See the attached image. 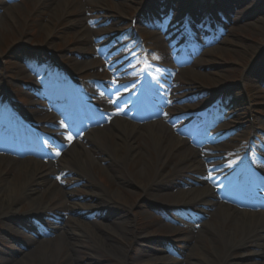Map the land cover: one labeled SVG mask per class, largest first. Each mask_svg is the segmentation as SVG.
<instances>
[{
	"label": "rangeland",
	"instance_id": "rangeland-1",
	"mask_svg": "<svg viewBox=\"0 0 264 264\" xmlns=\"http://www.w3.org/2000/svg\"><path fill=\"white\" fill-rule=\"evenodd\" d=\"M66 1L69 6L63 12L61 0H0V97L13 93L18 98H28L22 102V109L31 111L29 117L56 126L48 128L53 133L43 140L46 147L34 144L29 148L9 150L21 159L36 155L34 157L47 170L53 164L52 160L57 163L63 158L57 144L68 148L76 144L80 120L84 129L97 122L92 111H77L74 105L56 102L63 101L64 97L58 88L52 87L53 83L63 79L58 71H54L55 60H60L64 67L78 75L86 69L87 62L104 76L99 82L102 91L94 83L86 89L101 109L111 105L122 107L121 113L139 119L140 125L157 117L172 127L174 135L175 128L187 131L193 118L216 98L220 89L229 88L223 103L213 110L209 124L214 123L211 128L214 133L206 136L208 146L219 150L212 152L207 147L201 148L204 143L200 130L204 126L199 119L192 135L187 133L189 139L185 145L173 155L163 156L171 177L182 169L172 170L185 148L198 150L197 159L205 160L208 165L203 173L194 174L193 179L211 180L210 184L221 186L215 189L217 194L221 190L217 202L225 204L227 197L230 199L225 196L228 185L232 183L234 187L241 182L238 174L232 171L239 166L241 152L234 154V151L243 147L242 142L251 135L264 133V0ZM56 9L59 10L57 15ZM185 10L195 17L190 21L191 27L212 25L214 29L202 31L192 39V44L186 45L189 55L181 56L180 50L185 47L183 32L180 37L169 40L163 32L169 31L170 26L163 29L157 25V20L173 16L171 23L178 22L173 28L180 31ZM133 16H138L140 23L133 30L140 31L163 58L152 56L154 61L162 64L161 68L152 71L153 83L158 80L159 85L151 87L142 112L134 111L127 104L132 100L134 105V97L139 94L137 65L123 60L129 47L118 54L126 39L133 37L129 28ZM123 65L127 69L119 74ZM105 68L110 71L107 73ZM91 77L92 74L87 75V78ZM114 90L118 92L116 95ZM5 107L0 108V113L9 116L3 111ZM86 113L92 116V121L83 120L82 115L86 116ZM225 114L231 115L226 123ZM233 129L236 130L229 132ZM139 132L143 133V130ZM177 135L185 138L182 134ZM84 137L90 139L88 134ZM134 146L147 152L149 160L138 158L129 165H118L115 161L98 164L96 161L88 173L77 175L75 179L68 170L54 169L57 172L48 175V184L33 186L30 198L18 201L10 219L0 221V264H90L91 255L97 259L95 264H160L163 258L170 259L167 264H185L186 255L197 242L195 237L203 229L199 230V226L209 222L213 214L203 212V208L196 205L175 202L174 198L170 202H155L143 193L138 178L142 175L143 180L152 182L159 170L158 157L143 137L136 136ZM146 165L151 167L149 171ZM2 169L8 173L6 178H19L20 167ZM226 176L228 178L223 182ZM49 185L69 192L66 208L70 212L61 205V198L51 197L49 201L52 189ZM193 187L203 189L207 186L192 181H173L164 186L162 192H188ZM93 193L101 195L100 198L92 196ZM115 193L129 199V206H102V217L101 208L86 210L85 207L80 214L69 208V204L95 206ZM36 200L42 208L39 214L31 212L30 206L35 205ZM106 217L110 220L103 222ZM56 223L59 231L53 229ZM103 225L109 229L102 228ZM226 228L231 229L220 225L222 231ZM60 232L65 234L68 242L77 245L76 251L65 245L61 258L43 263L38 244L59 241ZM202 236L203 240L198 241V255L190 261L196 262L202 255L211 264H217L213 256L216 242L211 240L210 234ZM97 241L105 245L103 252L97 250ZM79 243H85V247ZM156 248L163 253L155 251ZM256 250L249 243L234 251L228 262L264 264V248L261 255L255 254Z\"/></svg>",
	"mask_w": 264,
	"mask_h": 264
},
{
	"label": "bare ground",
	"instance_id": "bare-ground-1",
	"mask_svg": "<svg viewBox=\"0 0 264 264\" xmlns=\"http://www.w3.org/2000/svg\"><path fill=\"white\" fill-rule=\"evenodd\" d=\"M68 6L69 4L66 0H61L60 9L63 12L67 11L66 7ZM54 12L55 15H57L59 10L56 9ZM81 27L83 28L84 26L81 25ZM111 122L112 125H110L109 128L96 129L92 132L93 134H88L90 139L87 137L84 138L86 143L83 141L72 146L70 150L64 152L65 156L63 155L61 160L56 164H51L47 170L44 169L42 163L38 162L39 160L34 157L36 156L34 154L30 155L31 157L27 156L24 159H19L13 154L6 152L5 150L8 148L0 151V221L10 219L13 215L12 211L18 201L30 198L33 186L37 187L48 184L50 182L48 175H53V173L57 172L54 171V169L68 170L71 174V178L75 179V176L77 175H83L84 172L88 173L89 167H91L96 161H98V164L106 161H115L118 165H129L138 158H143L145 161L149 160V158L146 157V154H148L147 152L138 150L134 146L136 136H140L149 141L151 150L158 157L156 162L159 167V170L151 183L148 179L143 180L144 178L142 175L139 176V186L142 187L143 193L151 196L155 202H170L174 198L175 202L183 201L184 205H196L202 207L203 212L206 211L207 213L213 214L210 221L205 222L201 227L203 229L200 231V235L195 237L197 242L186 255L185 264H211L210 260H207V258L202 255H199V258H197L198 261H190L194 255H198L196 253L199 248L198 241L203 240L202 234H210L211 240L216 242L213 256L217 264H233L228 262L231 254L249 243H252L255 246V249H257L255 254L261 255V251L264 248V212L251 213L249 211L239 210L220 204L216 200L215 191L208 187H203V189L193 187L192 190L188 192H162V188L168 186V184L173 181H192L195 182V184L202 185L200 181L193 178L194 174L204 172L205 161L200 158L197 159L196 155L199 151L192 149L189 146L181 153L178 163L172 168V170H175L177 167L182 169H179L178 172H174L171 177L169 176L168 170H166L168 166L166 164V159L163 156L173 155L185 145L187 140L174 135V132L171 129L172 127H169V125H166L163 121H159L158 119H154L144 125L134 123L131 120H124L119 117H115ZM139 130H143V133H140ZM5 131L6 129L3 128L0 133ZM8 135V137H12L14 136V133L11 132ZM0 138L7 137H2L0 134ZM11 166H18L21 168L18 172V179L6 178L8 173L3 171L2 168H8V170H11ZM147 167L149 171L151 167ZM143 168L144 165L142 166V170L145 171ZM10 177L13 178V175L11 174ZM169 179L171 180L167 184L166 182ZM48 187H52L50 190L49 201L51 200V197L55 199L61 198V205L67 210L66 197L69 192L60 188H54L52 185H49ZM255 187L256 185H252V188ZM166 188L169 190L168 187ZM92 196L100 198L101 195L93 193ZM41 197H44V195ZM117 204H123L128 207L129 199L123 197L120 193H115L113 196L107 197L105 201H101L95 206L69 204V208L71 211H77L78 214H80L85 207L86 210H92L102 209V206L110 208ZM30 207L32 208L31 212H36L37 214L42 210L37 200L35 201V205H31ZM102 211L103 209L100 212V217L103 216ZM108 220H110V218L106 217L103 219V222ZM221 224H224L226 227L230 226L231 229L227 230L226 228L222 231V229H220ZM58 225L59 224L56 223L53 229L59 231ZM102 228L109 229L107 225H103ZM91 237L93 238V235ZM236 238H239V240ZM58 239L60 240L53 241L52 243L45 241L38 244V249L41 250L42 253L43 263L50 262L53 258H61L62 248L67 247L65 245H69L72 251H76L77 245L68 242V239L65 238V234L60 232ZM98 241L96 242L97 250L103 252L105 250V245L100 244ZM79 244L85 247V243ZM161 253H163V251ZM96 260V257L91 255V262L89 263L95 264ZM169 261V258H163L159 263L167 264ZM212 264L215 263L212 262Z\"/></svg>",
	"mask_w": 264,
	"mask_h": 264
},
{
	"label": "snow or ice",
	"instance_id": "snow-or-ice-1",
	"mask_svg": "<svg viewBox=\"0 0 264 264\" xmlns=\"http://www.w3.org/2000/svg\"><path fill=\"white\" fill-rule=\"evenodd\" d=\"M69 139H71V137L69 136ZM57 155H59V153H57ZM209 178H211V177H209Z\"/></svg>",
	"mask_w": 264,
	"mask_h": 264
}]
</instances>
